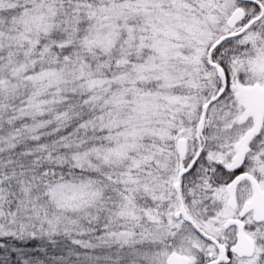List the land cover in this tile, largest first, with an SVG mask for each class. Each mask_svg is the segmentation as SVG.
Masks as SVG:
<instances>
[{
	"label": "snow or ice",
	"instance_id": "obj_1",
	"mask_svg": "<svg viewBox=\"0 0 264 264\" xmlns=\"http://www.w3.org/2000/svg\"><path fill=\"white\" fill-rule=\"evenodd\" d=\"M0 264H264V0H0Z\"/></svg>",
	"mask_w": 264,
	"mask_h": 264
}]
</instances>
